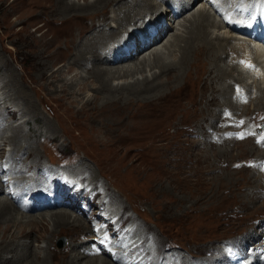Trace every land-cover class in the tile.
Returning a JSON list of instances; mask_svg holds the SVG:
<instances>
[{
    "label": "bare ground",
    "instance_id": "obj_1",
    "mask_svg": "<svg viewBox=\"0 0 264 264\" xmlns=\"http://www.w3.org/2000/svg\"><path fill=\"white\" fill-rule=\"evenodd\" d=\"M49 1H51L52 5H49L50 9L48 11L50 13H48L51 18L47 19L49 20L48 24L53 23L63 28L67 25H73L75 27L79 23L81 27L82 25L80 23L83 20L91 17L90 19H93V21L92 23H89L91 24L88 29L90 32L81 36L82 38L79 37L80 41L77 42L76 45L74 44V49L70 52L72 53L71 58L67 60L64 65L61 67L59 66L56 69L54 54L50 53L52 55L48 56L45 53L46 47L49 48L50 46V43L48 45L45 41L46 39L44 40L45 34L40 36L37 40H33L35 43L34 46L40 50H38L39 52L36 58L49 61L45 62V60H42L38 62V66L41 68V71L39 73L37 72L39 74L38 78L57 81L58 78H62V75L65 72L69 73L73 66H75V69L76 66H80L82 69L80 71L81 73H78L79 77L74 76L69 82L65 78H62L61 80L64 83L60 86V89L67 90L70 96H75L77 94L76 92L80 93L83 95V99H85L84 104H95L94 107L98 109L95 110L99 111L100 115H105V113H107L109 114L108 117L110 119L113 118L116 122L117 120H120V113H116V106L124 108L120 111L122 114L127 106L132 105L135 110H132L128 114L126 122V125L129 124V126H127L128 137H132V135H147L148 138L153 141L155 140V135L153 133L156 132V129L160 126L158 118L162 116V113H186L188 110L191 111L195 109V107L200 104H204V112L208 115L212 105L216 103L221 104L219 107H223L224 109H227L228 112L232 113L229 115L225 114V116H229V119H231L230 116L235 114L236 110H239L240 108L243 111L248 108H254L253 111H256L257 113L264 112V75H260V73L264 74V0H244L249 2V5L253 7L254 11L252 16L255 15L256 8L258 9L255 26L262 24L261 27H263V29L261 28V31L263 32L261 40L256 39V37L259 36V33L255 32L254 36L251 35L249 37L248 47L243 44L245 41L244 39H239V37L230 35V32L232 31L239 33L241 36L243 34L236 30L234 26H229L228 22L223 18V16L230 20L237 18L236 12H233L231 9L233 5L240 6L243 0H211L212 2L217 1V6H214L210 0H202L206 1L209 9L206 8L204 5L205 3L201 4V0H171V3L169 2L170 0ZM198 3H200V6L195 11L188 15L181 16L182 18L180 19L176 17L177 15L175 14V11L182 14L184 10H187V7H193ZM162 5L164 9L161 8ZM28 6L29 8H37L34 4L27 5V8ZM160 10H163L164 14L160 13ZM241 10L243 13L245 12L244 7H242ZM172 11H174V13ZM171 13L177 18L176 22H173L176 26H173L170 22L166 23L164 27L158 30V34L151 44H141L138 40L139 37H146V31L143 29L139 34L132 35L129 40L124 43V46H129L131 43L134 46V52H130L128 56H125L121 46L118 47L117 45H114L107 50L108 46L112 43L115 44L117 42L119 45V40L126 33H130L131 29L137 27L140 22L153 18L159 20L167 18L169 21L171 20L170 18H173ZM246 16L247 15H244V17ZM23 17H25V19ZM215 17H220V19L217 20ZM15 18L13 25L18 26L19 31H27L31 25L29 23L30 17L22 16L20 14ZM95 19L98 20L95 21ZM173 20L175 21V19ZM110 21L112 22V25L109 23ZM152 24V27H156L155 23ZM40 28L42 27L39 25L36 31ZM168 28H173L175 30L174 32H171V34H167L166 31ZM222 30L223 32H221ZM162 36L167 39L162 42L163 44L161 43V46H159V43L156 42ZM57 38H59V36H57ZM67 45L68 44L66 43L65 46L67 47ZM147 47H149L148 50H146L148 52L144 53L142 50H145ZM68 49L71 50V48ZM2 50L5 51L4 47ZM240 52L243 53L242 56L239 55ZM65 53L67 54V52ZM115 56H120V58L117 61H114L113 57ZM65 58H67L66 55ZM240 59L242 61L244 60L245 63L243 62V65H239V67L237 63ZM233 60H236L237 63L233 64ZM0 63L1 66L8 65L7 60L1 56ZM246 63H250V65L253 64L252 66L254 67L252 69L246 67ZM245 77L252 79V83H246ZM3 78H5V80L2 79L0 81V99L4 100L7 105L9 104V106H6L4 109L5 111H8V108H11L10 106H16L17 110L12 109L8 114L10 115V119H13L17 113H20V119H22V121L16 126H8V130H10L12 134L4 136L2 132H0V155L4 152V146L9 144L10 147L13 146L10 150V155L14 158L17 159L19 155H25L23 157H26V159H29L31 156L32 158L30 161L31 165L22 164V166L19 167L21 170L18 169L15 162L14 165L12 162H8V160L9 171L7 170L8 168H1L0 165V256L2 255L1 253H4V250L10 248V246L14 247L13 250L10 251V255L6 256L0 264H21L23 262H25L24 264H48L50 254H48L49 250L46 249L48 246L47 240H45L46 243L44 242V246L38 247L33 244L36 242V239L26 234L23 235L20 231L12 233V229L17 230L21 227H41L42 230L46 229L45 232L50 236L49 238H51V242L54 240V235H56L57 232L60 233L65 231L66 233L77 234V229L81 230L82 232L80 231L81 233H78L82 235L79 240L68 245L69 255L65 264H114V262L116 264H122L121 260L125 251L128 250V248L134 249L138 246L137 244L141 245L145 241L146 233L141 231L138 224L129 226L123 232L122 237L116 238L115 242L117 245H113V241L108 244V239L101 237V232H98L97 234L95 233V227H97L99 223H96L95 225L93 224L94 226L92 227L88 226L84 218L81 217L79 213L75 212L74 206L68 203L69 198L61 193V188L58 189L55 187V190L53 191L48 187L47 181L44 178L45 175L51 177V183L54 185L55 181L58 180V170H55L54 172L53 169L44 170V168H41L40 172L34 171L35 173L33 177L21 175L23 171H28L31 168L36 169L38 159L40 158V154L37 153L35 149L39 148L40 144L35 143L34 140H31V138L24 133L21 124H24L27 127L29 119L32 118L36 120L39 114L36 111V107H34L35 104L30 93L22 84H20L21 80L19 79L18 81V75L11 70H7L3 74ZM251 93H254L253 98L250 96ZM242 94H244L247 100H241L240 96ZM207 96L209 97L208 100L206 99ZM6 98L9 99L8 102L6 101ZM221 112L222 110L212 112L210 119L218 118L220 115L224 114ZM256 112L254 113L256 114ZM94 114L97 115L96 113ZM236 117H232V119L235 121ZM2 118L0 111V123L4 121ZM47 120L45 122V125H47V128H45V134L52 137V139L48 140V142H52L57 138L51 122H47ZM237 120L238 118L236 121ZM201 121H204V119ZM201 121L199 124H201ZM209 122L211 123V120H209ZM60 126L62 125L60 124ZM208 129L207 125H205L203 129L199 130V132L202 130L201 135L203 136ZM252 135L253 134L251 133L250 136ZM262 136H264V131L260 136L256 135L253 137V140L256 145L262 147V149L259 150L261 153L258 154L263 157L264 140L258 142V140H261ZM44 138H46V135ZM245 139L242 143L236 145L244 148V156L248 150H250L248 142H246ZM48 142L43 139L42 144ZM115 144H118V142H115L114 145ZM10 160L13 159H9V161ZM82 161L83 160H78L73 168L70 167V169L62 171L65 174H68L72 178V181H75L76 178L80 181L86 179L88 181L87 185L93 187L96 175L90 172V169L87 168ZM238 172H242V170ZM260 173L258 174V177L261 182L264 183V171H261ZM5 177L8 178L5 179ZM32 179L39 183L36 186V190H32L29 187L24 188V186L31 185ZM251 179L257 181L260 186L256 189L254 188L252 193L257 195L258 193L261 194V192H264V184L261 186L259 180H256L254 177L250 178V180ZM4 181L5 185L3 184ZM42 181H44V184L41 183ZM7 187H11L10 191H8L9 189H7ZM14 191L15 194L17 193L18 201H16V197L13 200L10 198V194L12 195ZM26 191H34L39 195H44V200L38 203L36 197H28L27 195H29V193H26ZM58 194L61 195L58 196ZM107 195L108 192L105 193L104 197H107ZM46 196H49V200ZM113 196L115 199L114 203L110 198V201L108 200V202L101 199L97 204L96 209L95 207L92 209L94 210L93 215H95V220L100 221L102 224L105 222L104 228L106 227L107 234L115 236L118 230L114 227V220L109 217L114 218L118 216V220L121 221V214L120 211H115V209H117L115 205L118 206V200L115 195ZM53 197L56 198L55 203H52ZM94 197H96V195ZM19 200H21V202L23 201V203L20 204ZM26 200L29 202V206L27 207L24 204ZM248 203L251 204L252 202ZM98 206L103 207L102 215L101 213H97ZM58 207L71 209L72 212L59 209ZM261 207H264V201ZM34 212L37 213L32 214ZM117 213L120 215H117ZM105 216H108L109 219L105 220ZM89 225H91L90 220ZM259 228L256 229L254 234L249 232L246 236L244 235L245 238L233 239L231 242L225 244L231 246L232 243L233 249H226L223 245V247L220 246L216 249L211 247V250L213 249L211 251L209 250L210 246H208L205 251H211V253H205L203 257L197 259H190L185 256L177 257L174 256V254L172 256H166L165 251L160 255L156 254L157 256L154 257L153 252L149 249L143 253V256L140 259H133L131 264H264V235L261 232V240H259L260 236L258 233L261 231ZM88 231L91 233L89 234ZM87 233L90 237L86 235ZM254 237L258 239L255 240V242L259 244V247L252 246V250L255 251L252 254L255 257L261 256V260L259 262L256 260L244 262L243 259L246 257L245 246H247V244L251 245ZM88 240H93L94 244L92 243V245L87 244V246H81L86 244ZM48 242L51 243L50 241ZM238 244H242L240 250H238L239 248H236ZM108 246H110V249ZM220 248L222 249L220 250ZM200 252L201 251L199 250L195 253L198 254ZM114 253L117 257L116 260L110 257L113 263H109L102 258H97L96 255L99 254L100 256L102 255L105 257L108 254H111L110 256H112ZM127 255L129 256V253ZM54 257L56 256L54 255ZM175 259L176 261H174Z\"/></svg>",
    "mask_w": 264,
    "mask_h": 264
},
{
    "label": "rangeland",
    "instance_id": "obj_2",
    "mask_svg": "<svg viewBox=\"0 0 264 264\" xmlns=\"http://www.w3.org/2000/svg\"><path fill=\"white\" fill-rule=\"evenodd\" d=\"M169 2L171 3V0ZM202 3H205L204 5L209 9L206 1L201 0ZM29 4H34L37 8H29V6L27 8ZM49 5H52L49 0H0V56L8 62L7 66H1L0 63V81L2 79L5 80L3 74L7 70H11L18 75V81L20 79V84L30 93L35 104L34 107H36V111L39 114L36 120L29 119L27 127L21 124L24 133L31 140H34L35 143L40 144L39 148H35L37 153L40 154L37 162L38 169L31 168L28 171H23L21 175L33 177L34 171L40 172L41 168H44V170L53 169L54 172L58 170V180L55 181L54 187L61 188V193L64 195L65 192L71 189L67 183L74 185L75 189L82 187L81 193L76 195L78 196L76 197L77 201L75 202L68 197V203L74 206L75 212L84 218L88 226L92 227L96 223H99V229L101 228L102 232L104 226L101 225L102 223L100 221L95 220L93 209L94 207L96 209L101 199L108 202L110 198L114 203L115 199L113 195H115L119 206L115 205L117 207L115 211H120L121 215L118 213L117 215L121 216V221L118 222L117 220L114 225L119 227L122 232L129 226L138 224L141 231L146 233L144 243L138 247L139 249L136 248L138 251H130L128 257H131L135 252H139V255H141L151 249L154 257L157 256L156 254L160 255L165 251L166 256H172L174 254L177 257L185 256L190 259H197L203 257L205 253L210 254L213 250H211V247L216 249L224 245L226 249H233L232 243L231 246L225 244L231 242L233 239H243L249 232L254 234L259 227L261 231L259 230L260 233L258 234L260 236L259 240H261V234L263 233L264 235V207H261L264 201V192H261L263 196L260 193L254 195L252 191H254V188L256 189L260 186L257 181L254 179L250 180V178L254 177L256 180H259L261 186L264 184L258 177V174L264 171V155L262 157L258 154L261 153L259 150L262 147L256 145L253 140V137L256 135L260 136L264 131V112L257 113L253 111L254 108H248L243 111L240 108L236 110L235 114L230 116L232 119V117L238 115L236 117L238 120L236 121L235 119L234 121V119L231 120L227 116L232 113L223 107H219L221 104L216 103L212 105L209 115L204 112V104H200L195 109L188 110L186 113H162V116L158 118L160 126L153 133L155 135V140L153 141L147 135H132V137H128L127 126L129 124L126 125V122L128 114L132 110H135L132 105L127 106L122 114L120 111L124 108L116 106V113H120V120H117V122H120L117 123L113 118L110 119L107 113L100 115L99 111H96L98 109L94 107L95 104H84L85 99H83L84 97L80 93L76 92L77 94L75 96H70L67 90L60 89V86L64 83L61 80L62 78H65L69 82L74 76L79 77L78 73H81L80 71L82 69L80 66H76V69L73 66L69 73L65 72L62 78H58L57 81L48 79L46 81L43 78H38V73L41 71L38 62L44 61L45 59L41 60L40 58H36L40 50L34 46V41L45 34L44 40L46 39L45 41L48 45L50 43L49 48L46 47L45 53L48 56L54 54L56 69L64 65L71 58L72 53L70 52L73 51L74 46L80 41L79 37L90 32L88 29L91 24L89 23L93 21V19H90L91 17L87 18L80 23L82 25L81 27L79 23L75 27L73 25H67L63 28L53 23L48 24L49 20L47 19L51 18L50 12L48 11L50 9ZM195 5L193 7H187V10H184L182 14L178 12L176 17L180 19L182 18L181 16L195 11L199 8L200 3ZM161 8H164L163 5ZM160 12L163 13V10ZM20 14L30 17L29 23L31 25L27 31H19L18 26L13 25L16 19L15 17ZM176 17L170 18L171 20L169 21L167 18H164V24L165 22H170V24L176 26L174 24L177 20ZM23 18L25 19V17ZM215 18L217 20L220 19V17ZM97 20L95 19V21ZM109 23L112 25L111 21ZM39 25L42 28L36 31ZM174 30L173 28H168L166 32L167 34H171ZM230 35L244 39L245 41L242 40L244 41L243 44L245 46L247 45V47L249 46L248 40L243 36H238L234 32H230ZM166 39V37L163 38L162 36L156 43H159V46H161V43ZM66 43L68 44L67 47L65 46ZM3 47L5 51L2 50ZM68 48H71V50ZM148 48L142 51L146 53L148 52L146 51ZM65 55L67 58H65ZM239 55L242 56L243 53L240 52ZM233 61V64L237 63L236 60ZM45 62L49 61L45 60ZM243 62L244 60L242 61L240 59L237 65L242 66ZM246 64L250 65V63ZM260 75L264 74L260 73ZM245 79L246 83H252V79L248 77H245ZM250 96L253 98L254 93H251ZM240 97L242 101L247 100L244 94ZM6 99L8 102L9 99ZM206 99L208 100L209 97L207 96ZM4 103L5 101L0 99V111L3 117L2 119L4 120L0 123V132L4 136H8L12 134L8 130V126H16L21 123L22 119H20V113H17L15 118L10 119L8 112H11L12 109L17 110V108L16 106H10L11 108L5 111L4 108L9 106V104ZM218 110H222L221 113L224 114L218 118L210 119L211 113L214 111L217 112ZM225 114L227 115L225 116ZM202 119L204 121H201ZM46 120L47 122H51L55 130L57 139L52 142H48L52 137L45 134V128H47V125H45ZM209 120H211V123ZM200 121L201 124H199ZM241 121H243L242 124L240 123ZM205 125L209 129L202 136V130L200 131L201 133L199 130L203 129ZM251 133L253 134L252 136H250ZM45 135L46 138H44ZM240 135H243L244 138H239ZM43 139L48 143L42 144ZM244 139L250 147V150H248L249 153L247 152L245 156L244 148L236 146L242 143ZM115 142H118V144L114 145ZM11 148L13 146L10 147L9 144L4 146L5 153L3 152L0 155L1 168H8L7 170L9 171L8 162H12L13 164L15 162L20 170L21 168L19 167L22 164L31 165L30 161L32 156L26 159V157H23L25 155H19L16 159L10 155ZM9 159L13 160L9 161ZM78 160H83L82 162L90 169V172L96 175L93 187L87 185L88 181L86 179L80 181L76 178L72 182V178L62 171L68 170L70 167L73 168ZM258 160L262 161L260 162ZM240 170L242 172H238ZM9 178L11 179L10 176ZM33 180V184H28L29 186H24V188L29 187L32 190H36V186L39 183ZM41 183L44 184V181ZM3 184L5 185V181ZM7 189L10 191L11 187H7ZM107 192V197H104ZM71 194L74 193L71 191ZM60 195L58 194V196ZM95 195L96 197H94ZM10 198L12 200L15 198L18 201L17 193L15 194L14 191L12 195L10 194ZM46 198L49 200V196H46ZM19 201L20 204L23 203V201ZM248 202L252 203L249 204ZM24 204L26 207L29 206L27 200ZM58 208L72 212L71 209L65 207ZM102 208V206H98L97 213H101L102 215ZM35 213L37 212L32 214ZM89 220L91 225H89ZM41 230V227H21L17 230L12 229V233L20 231L23 235L26 234L36 239V242L33 244L38 247L44 246V242L46 243L45 240H47L48 246L46 249L49 250L48 254H50L48 264H65L69 255L68 245L72 242H77L80 236H82L78 233L82 231L77 229V234H70L65 231L57 232L54 235V240L51 242L50 236L45 232L46 229ZM88 233L90 234L91 232L88 231ZM88 233L86 235L90 237ZM95 233L97 234V231ZM255 240L258 239L254 237L252 244L245 246L246 257L243 259L244 262L252 260L259 262L261 260V256L255 257L252 254L255 252L252 250V246L259 247V244ZM92 243L94 244L93 240H88L86 244L81 246H87V244L92 245ZM241 245L238 244L236 248L240 250ZM208 246H210L209 250H211H208L209 252L205 251ZM13 248V246H10V248H7L8 250L6 249L4 253H1L0 262L6 256L10 255V251ZM199 250L202 253H195ZM96 255L97 258H102L109 263H113L110 258L111 254L105 257L99 254ZM125 259H127V256ZM125 259L123 260L124 262L121 261L122 264H127ZM114 264L116 263L114 262Z\"/></svg>",
    "mask_w": 264,
    "mask_h": 264
},
{
    "label": "snow or ice",
    "instance_id": "obj_3",
    "mask_svg": "<svg viewBox=\"0 0 264 264\" xmlns=\"http://www.w3.org/2000/svg\"><path fill=\"white\" fill-rule=\"evenodd\" d=\"M246 67H249L251 68L252 66L251 65H246ZM241 124L243 123V121L240 122ZM239 138L243 139L244 136L243 135H240ZM262 140H264V136L261 137V140H258V142H261Z\"/></svg>",
    "mask_w": 264,
    "mask_h": 264
}]
</instances>
